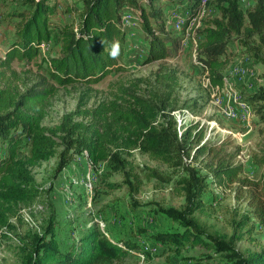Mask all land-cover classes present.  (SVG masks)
<instances>
[{"label":"trees","instance_id":"obj_1","mask_svg":"<svg viewBox=\"0 0 264 264\" xmlns=\"http://www.w3.org/2000/svg\"><path fill=\"white\" fill-rule=\"evenodd\" d=\"M168 1L184 9L188 14L187 23L202 11L203 0ZM57 2L23 0L21 9L10 15L18 23L13 43L5 59L0 61V82L5 84L0 87V145L7 153L0 158V247L7 237L5 230L14 229L13 217L20 218V207L35 203L45 195L50 198L54 180L79 155L87 153L93 168L106 163L108 171L123 177V183L111 188L127 186L132 194L137 193L142 182L140 173L132 169L127 156L138 150L178 174L177 184L185 199L182 209L160 208L181 230L153 233L139 230L140 236L154 245H169L177 250L187 245H204L219 254L223 264H264V249L249 254L241 252L236 245L241 235L230 240L214 237L206 234L194 219V214L205 205L203 199L212 179L218 188L235 185L239 195L246 196L252 216L264 229V171L257 180L245 176V166L238 161L241 148L229 149L233 146L230 140L204 142V130L194 137L190 130L180 134L172 115L175 109L167 111L171 92L164 95L166 98L159 91L151 92L147 98L129 91L130 100L103 103L93 110L88 126L74 123L73 114L55 129L43 126L45 105L60 88L77 84L91 87L124 70L130 43L129 30L124 28L126 16L132 15L140 25L145 64L176 55L183 40L167 29L166 8L162 3L156 5V0H82L80 9H76L77 19L63 25L53 22L58 13ZM208 4L218 14L203 20L197 31L201 39L197 61L205 69L212 88L219 92L227 81L225 70L231 45L240 44L250 63L264 66V0H252L248 9H243L241 0H208L203 6ZM127 12L131 14L125 15ZM51 42L58 44L60 52L57 57L43 59L48 77H42L30 87L24 84L21 92L13 81L18 79L13 64L37 60L42 45ZM117 42L119 54L112 58L111 46ZM156 77L168 91L176 83L175 73L163 64ZM246 92L248 100L256 106L259 123L264 125V85ZM193 152V159L204 156L202 168L191 160ZM55 157L57 165L46 191L37 184L32 169ZM253 162L264 169V147L254 155ZM144 171L148 180L168 184L175 178L156 168L146 167ZM45 206L48 211L45 224L21 238L22 264H119L134 252L150 256L147 241L143 244L138 238L114 241L100 227L86 229L76 241L64 246L56 236L57 210L48 200ZM247 222L242 221L239 226ZM213 259L215 255L187 260L200 264Z\"/></svg>","mask_w":264,"mask_h":264},{"label":"rangeland","instance_id":"obj_2","mask_svg":"<svg viewBox=\"0 0 264 264\" xmlns=\"http://www.w3.org/2000/svg\"><path fill=\"white\" fill-rule=\"evenodd\" d=\"M58 13L53 17L55 24H67L77 19L76 9H80L82 0H58ZM162 3L168 15L167 29L180 36L182 40L178 53L168 59L156 63H144V42L140 25L134 17L124 27L129 30L128 55L123 62V71L114 72L101 83L87 87L81 84L60 88L58 93L45 105L43 126L55 129L64 118L73 114L74 123H91L90 113L103 103L130 100L128 92L132 91L140 97H151L159 91L163 96L169 92L168 110L177 121L180 134L192 131L193 137L204 130L206 138L214 142L232 141L233 149L241 148L238 161L245 166V176L260 179L264 169L253 162V157L264 147V125L259 123L256 106L248 100L249 93L260 85H264V66L250 63L242 53L243 48L236 43L228 50L229 64L225 70L226 79L233 83L234 92L228 95L217 91L210 85L206 71L197 61V47L201 41L197 31L203 20L217 16V11L209 4L202 5L201 13L186 22L188 14L177 3L168 0H156ZM252 0H241L243 9H248ZM23 0H0V61L4 60L15 37L18 20L10 15L21 9ZM131 14L127 12L125 15ZM124 15V17H125ZM123 17V18H124ZM180 17V21H179ZM180 22L181 24H177ZM187 23V24H186ZM187 25V26H186ZM178 26V27H177ZM136 35V36H135ZM135 36V37H134ZM60 49L53 42L41 47L40 57L31 62L16 61L13 64L18 72L14 84L22 92L24 84L31 86L48 77L47 64L43 59L57 57ZM165 65L175 73L176 83L166 89L157 81L160 65ZM227 82V81H226ZM226 86V84H225ZM0 87H5L0 82ZM164 96V97H165ZM166 98V97H165ZM245 109V116L231 115ZM191 160L198 167H203L204 156ZM7 156L5 148L0 145V158ZM133 170L140 173L141 184L137 193L132 194L127 186L120 189L112 185L123 183V177L111 173L106 163L93 168L88 154L79 155L72 164L54 180V189L47 198L20 207V218L13 217V230H5L7 237L0 247V264H22L20 255L21 238L29 231H38L45 224L48 211L45 206L48 200L57 210L56 236L64 246L76 241L86 229L100 227L114 241L140 239L150 249L147 258L141 252L130 254L119 264H196L193 257L204 258L215 255L209 263L203 260L200 264H223L221 256L204 245H187L182 249H173L169 245L153 244L151 240L140 236L139 230L153 232H175L181 228L172 219L160 212L161 207L182 209L185 203L183 192L177 184L179 176L167 165L152 161L138 150L127 156ZM57 165V158L32 169V174L39 186L46 191ZM146 167L156 168L175 176L171 183H162L145 178ZM206 173V169H203ZM204 206L194 214L202 230L214 237L230 240L241 235L237 248L246 254L264 249V229L260 228L252 216V209L246 196L239 195L234 185L231 188H218L210 179V188L203 199ZM248 217V220H246ZM242 221H248L243 227ZM138 233V234H137ZM142 234V233H141ZM207 240V238L205 237Z\"/></svg>","mask_w":264,"mask_h":264},{"label":"crops","instance_id":"obj_3","mask_svg":"<svg viewBox=\"0 0 264 264\" xmlns=\"http://www.w3.org/2000/svg\"><path fill=\"white\" fill-rule=\"evenodd\" d=\"M223 92H226L225 95L227 94L228 97H229V95H231V93L234 92L233 83L229 79H227L226 86H225V89Z\"/></svg>","mask_w":264,"mask_h":264},{"label":"clouds","instance_id":"obj_4","mask_svg":"<svg viewBox=\"0 0 264 264\" xmlns=\"http://www.w3.org/2000/svg\"><path fill=\"white\" fill-rule=\"evenodd\" d=\"M119 54V44L117 43H113V45L111 46V51H110V56L112 58L117 57V55Z\"/></svg>","mask_w":264,"mask_h":264},{"label":"built area","instance_id":"obj_5","mask_svg":"<svg viewBox=\"0 0 264 264\" xmlns=\"http://www.w3.org/2000/svg\"><path fill=\"white\" fill-rule=\"evenodd\" d=\"M179 21H180V17H179ZM179 25V24H178ZM178 27V26H177ZM231 115H235V116H238V118L241 116V115H244L245 116V109L244 110H240L239 112H232Z\"/></svg>","mask_w":264,"mask_h":264},{"label":"bare ground","instance_id":"obj_6","mask_svg":"<svg viewBox=\"0 0 264 264\" xmlns=\"http://www.w3.org/2000/svg\"><path fill=\"white\" fill-rule=\"evenodd\" d=\"M208 0H203V3H206ZM131 17L130 16H126L125 19H124V24H126V22L130 19ZM181 24V23H179ZM126 26V25H125Z\"/></svg>","mask_w":264,"mask_h":264}]
</instances>
